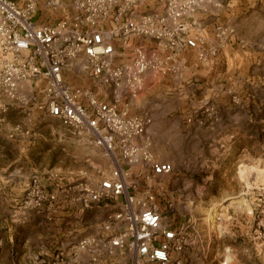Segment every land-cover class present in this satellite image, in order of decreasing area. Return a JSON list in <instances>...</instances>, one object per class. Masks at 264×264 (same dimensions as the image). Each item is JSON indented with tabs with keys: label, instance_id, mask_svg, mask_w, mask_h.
Wrapping results in <instances>:
<instances>
[{
	"label": "rangeland",
	"instance_id": "374dc122",
	"mask_svg": "<svg viewBox=\"0 0 264 264\" xmlns=\"http://www.w3.org/2000/svg\"><path fill=\"white\" fill-rule=\"evenodd\" d=\"M78 2L36 0L31 16L102 31L113 66L130 63L136 47L155 51L161 70L136 90L118 81L119 92L79 55L64 85L89 112L110 104L142 120L143 134L126 144L172 170L155 177L139 158L124 165L119 139L110 153L50 117L37 82L16 100L0 97V264H151L134 250L131 221L147 208L176 233L172 264H264V0H175L188 13L169 24L162 0H137L120 16L104 9L93 25ZM118 163L131 201L93 200Z\"/></svg>",
	"mask_w": 264,
	"mask_h": 264
},
{
	"label": "built area",
	"instance_id": "2783aa9c",
	"mask_svg": "<svg viewBox=\"0 0 264 264\" xmlns=\"http://www.w3.org/2000/svg\"><path fill=\"white\" fill-rule=\"evenodd\" d=\"M35 1L0 0V97L16 100L23 85L37 82L43 94L42 108L50 117L63 125L98 136L97 143L110 153L114 152V138L119 139L124 165L136 164L139 158L150 168L153 176L169 174L172 170L169 162L154 161L149 155L141 153L140 149L126 144L127 138L143 134L142 120L126 119L118 115L110 104H95L94 110L89 112L75 101L73 93L62 80L67 62L82 55L85 67L93 77L102 79L104 83H114L119 92L122 85L118 81L136 90L141 87L147 72L161 70L156 52L147 54L141 47H136L130 63L113 66L116 48L102 31L90 26L83 32L76 29L69 32L65 23L56 26L37 25L31 16ZM136 1L80 0L78 6L86 10L84 19L93 25L96 15L104 9H114L120 16ZM159 9L163 15L161 22L169 24L188 13L189 5H181L175 0H162ZM186 44L194 46L190 40ZM101 126L104 130L100 129ZM124 180L125 174L118 163L111 178L100 183L99 192L92 195V199L97 200L102 193L113 197L125 193L131 201ZM131 221L135 225L133 246L136 254L151 264H172L170 250H180V243L173 229L161 227L159 213L147 208L139 215H133ZM113 244L121 246L123 242L116 239Z\"/></svg>",
	"mask_w": 264,
	"mask_h": 264
}]
</instances>
